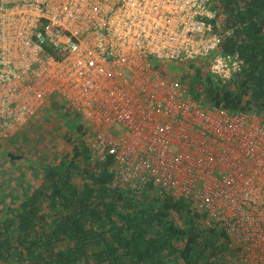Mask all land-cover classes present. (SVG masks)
<instances>
[{
	"label": "built area",
	"instance_id": "obj_1",
	"mask_svg": "<svg viewBox=\"0 0 264 264\" xmlns=\"http://www.w3.org/2000/svg\"><path fill=\"white\" fill-rule=\"evenodd\" d=\"M211 0H0V147L54 96L85 125L114 186L185 201L227 237L228 264H264V120L204 107L163 62L244 69Z\"/></svg>",
	"mask_w": 264,
	"mask_h": 264
},
{
	"label": "trees",
	"instance_id": "obj_2",
	"mask_svg": "<svg viewBox=\"0 0 264 264\" xmlns=\"http://www.w3.org/2000/svg\"><path fill=\"white\" fill-rule=\"evenodd\" d=\"M211 1L232 30L223 50L240 54L243 71L221 84L204 60L174 67L204 107L264 120V0ZM50 107L78 116L55 98ZM31 119L25 126L37 131L24 126L6 145L18 151L0 147V264H228L225 233L206 228L189 203L114 186L111 161L90 157L81 119L79 141L64 135L48 141Z\"/></svg>",
	"mask_w": 264,
	"mask_h": 264
},
{
	"label": "rangeland",
	"instance_id": "obj_3",
	"mask_svg": "<svg viewBox=\"0 0 264 264\" xmlns=\"http://www.w3.org/2000/svg\"><path fill=\"white\" fill-rule=\"evenodd\" d=\"M196 63L197 62H194V64H196ZM163 65L168 69L170 77H175V78L177 77V78L182 79L184 72L181 71V69L179 70L178 68L174 67V66H179L178 64L163 62ZM53 99H54V96L51 97L50 99H48L41 106V108L38 110V112L35 114V116L31 119L33 121V123H40L41 126L39 128V133L41 134V136L44 139H47L48 141L50 139L56 138V137L59 140L63 135L68 136V138L72 141H79V139L81 137L76 134L75 130H76V127L78 125H80V123H81L80 118L78 116L77 117L66 116L65 114H62L61 111L51 113L50 104H51V101ZM28 125H26L25 127L26 128L28 127L29 128L28 130L31 129V131H30L31 134H33L34 132L37 131L38 127H36V129L35 128L33 129V127H30V125L29 126ZM53 127L55 129H52ZM42 137H39V140L43 139ZM82 140H84V139H82ZM6 145H7V143L2 147L3 148L2 150H11L14 152L18 151V150H16V148L10 149V147H6ZM26 146H27L26 144H25V146L23 145L24 150L27 149ZM59 148L61 149L60 146H59ZM34 157H37V156L34 155ZM23 161H24V159L19 160L18 162H19V164H24Z\"/></svg>",
	"mask_w": 264,
	"mask_h": 264
},
{
	"label": "water",
	"instance_id": "obj_4",
	"mask_svg": "<svg viewBox=\"0 0 264 264\" xmlns=\"http://www.w3.org/2000/svg\"><path fill=\"white\" fill-rule=\"evenodd\" d=\"M19 158H20L19 156H16V157L15 156H11V159H17V160H19Z\"/></svg>",
	"mask_w": 264,
	"mask_h": 264
}]
</instances>
